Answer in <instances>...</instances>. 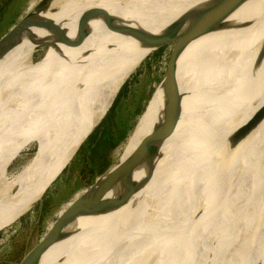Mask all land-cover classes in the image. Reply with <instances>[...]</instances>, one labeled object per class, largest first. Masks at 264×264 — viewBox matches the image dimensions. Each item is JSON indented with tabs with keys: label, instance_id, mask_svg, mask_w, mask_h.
<instances>
[{
	"label": "bare ground",
	"instance_id": "1",
	"mask_svg": "<svg viewBox=\"0 0 264 264\" xmlns=\"http://www.w3.org/2000/svg\"><path fill=\"white\" fill-rule=\"evenodd\" d=\"M67 1L37 6L44 9L6 55L19 46L20 52L0 72V223L57 176L184 14V24L198 21L181 29L189 30L190 44L177 63L179 101L170 121L149 155L126 166L108 189L111 207L65 226L41 264H264V110L232 144L241 118L264 92V0H219L215 21L201 33L197 0H76L74 12ZM69 13L61 39V26L47 23ZM44 29L57 32L58 43L35 59ZM164 117L160 83L117 163ZM50 118L57 120L47 141L9 170L15 147Z\"/></svg>",
	"mask_w": 264,
	"mask_h": 264
},
{
	"label": "rangeland",
	"instance_id": "2",
	"mask_svg": "<svg viewBox=\"0 0 264 264\" xmlns=\"http://www.w3.org/2000/svg\"><path fill=\"white\" fill-rule=\"evenodd\" d=\"M42 1L43 0H8V2L5 3V0H0V36L7 32L12 25L21 20L25 14L31 13ZM66 4L70 8L69 12H74L76 0H68ZM70 4L73 5V9H71ZM215 4V0L196 1L194 8H199L202 26L205 24L210 25L215 21L221 6V1ZM262 10L264 11V6ZM69 17L70 13L63 17L52 18L49 21L52 23L57 22V24L62 20L64 21V29L60 35L61 39H63L65 34V27ZM196 20L195 17H192V20H188L184 24L183 30L186 26L191 29L196 28V23L198 21ZM74 26L73 37L78 35L75 21ZM56 33L57 32L54 33L48 29H44L41 32L36 45L35 59L44 57L58 43L56 41V37L58 36ZM165 44L152 51L119 90L120 93L123 86L127 84V90L123 92L122 96L120 95L121 98L119 97L117 103V127L114 132V141H116L117 144L111 151V165L115 161L117 150L124 140L126 139L128 143L133 140L135 122L138 118L140 120L142 119V123L147 112L149 101L166 71L168 58L175 44L173 41H168L167 44ZM8 48L9 45H7L4 50L0 51V72L5 67L4 63H6V61L9 63L20 52L21 46L17 47L15 50L17 53L10 57L6 55ZM158 52L161 53L158 55ZM258 98L262 101V110L259 113H251L248 116L246 114L249 109L247 110L245 115L241 118L235 134L234 143L247 133L248 128L254 124L257 117L264 110V92ZM143 110H145V112H142ZM56 120V118H50L41 127L27 134L19 142L11 154L9 170L16 167L20 162L24 161L28 156L41 148L47 141L52 126L56 124ZM71 159L66 163L67 166L64 170H61L62 172L60 171L57 176L46 185L45 189L39 193L36 199L14 212L23 211L0 223V264H16L24 254L41 239V237L45 236V233L49 231L59 215H61L74 200L81 196L95 180L98 174H95L90 180H87V178H84L79 172L80 167L79 163L75 162V155L73 159ZM45 197L50 199V202L47 208L44 209L43 200Z\"/></svg>",
	"mask_w": 264,
	"mask_h": 264
},
{
	"label": "water",
	"instance_id": "3",
	"mask_svg": "<svg viewBox=\"0 0 264 264\" xmlns=\"http://www.w3.org/2000/svg\"><path fill=\"white\" fill-rule=\"evenodd\" d=\"M176 3L178 5H183V3H178V1ZM42 6L43 5L35 8L33 12L28 13L27 15L25 14L21 20L12 25V27L9 28L7 32L0 36V51L4 50L7 45L12 43L16 39L20 29L27 25L32 20L31 18L35 17L37 12L44 9V7ZM183 15L184 14L174 20V23L171 26V30L165 37L166 42L173 41L175 45L168 58L166 71L161 81L159 82L162 83L165 93L164 124L154 128V130L139 143L136 149L126 160L117 163L115 167L110 171L108 170L112 165H110L102 173L96 175L95 180L88 187V190L80 198L72 203L70 208L63 216L56 219L55 226L52 227L50 231L46 232L45 236L41 237V239L32 248H30L16 264H41L43 255L46 253L49 247L53 245V243L57 239H59V237H61L65 226H67L71 222H74V220L81 215H98L105 212L109 207H111L113 201L112 199H105V195L107 194L108 189L124 172L126 166L138 164L149 155L151 148L153 147V143L157 140L164 125H166L170 121L179 101L180 89L177 77V63L182 51L187 46L189 41V30L186 32H181V29L184 26ZM259 57L260 60L263 59L264 50L260 52ZM102 119L100 120V122L102 121ZM99 123L96 125V127L99 125ZM94 129L91 130L84 141L78 146V148L74 152V155L77 153L80 146L86 141L89 135L94 131ZM234 139L235 136L232 137V144ZM66 166L67 165L63 167L62 171ZM132 195L133 194H129L124 197L125 199H129ZM71 234V232H67L65 238L69 237Z\"/></svg>",
	"mask_w": 264,
	"mask_h": 264
},
{
	"label": "trees",
	"instance_id": "4",
	"mask_svg": "<svg viewBox=\"0 0 264 264\" xmlns=\"http://www.w3.org/2000/svg\"><path fill=\"white\" fill-rule=\"evenodd\" d=\"M7 2L8 0H5V3ZM218 2L219 0H215L216 4ZM47 24H57V22L54 23L49 22ZM57 25H60L62 30L64 29L63 20L59 22V24ZM207 26L208 24L202 26L200 33ZM160 53L161 52H158V55ZM127 88H128L127 84H125L122 90L120 91L117 99L115 100L114 104L106 113L105 117L102 119L100 124L95 128V130L89 135L87 141L79 148V150L75 154V162L79 163V167H80L79 172L84 178H87V180H90V178L92 176H95V174L102 173L111 165V151L114 148V146L117 144V142L114 141V132L117 127V120H116V109L118 106L117 103L119 101L120 95L122 96L123 92H125ZM261 110H262V101L260 98H257L250 106L246 115L248 116L251 113H259ZM142 112H145V110H143ZM141 120L137 118L134 125L135 128L133 129V137H134L133 140L130 143L126 142V139L124 140V142L117 150V155L112 165L120 161L131 147L137 135V132L140 129ZM49 202L50 199L45 197L43 200L44 209L47 208Z\"/></svg>",
	"mask_w": 264,
	"mask_h": 264
}]
</instances>
